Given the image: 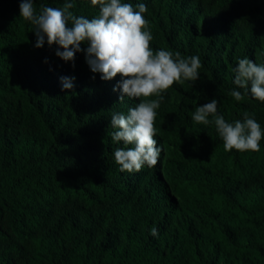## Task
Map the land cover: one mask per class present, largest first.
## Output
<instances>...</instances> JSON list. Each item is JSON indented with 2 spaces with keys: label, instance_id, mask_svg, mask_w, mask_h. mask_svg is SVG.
Here are the masks:
<instances>
[{
  "label": "trees",
  "instance_id": "1",
  "mask_svg": "<svg viewBox=\"0 0 264 264\" xmlns=\"http://www.w3.org/2000/svg\"><path fill=\"white\" fill-rule=\"evenodd\" d=\"M20 2L0 0V264H264V139L259 152L225 151L214 123L192 120L215 98L227 122L249 113L264 129V102L230 95L243 91L239 59L264 64V0H122L147 6L154 51L203 65L164 93L159 161L133 174L114 161L123 145L110 121L139 99L119 101V75L101 80L83 51L66 62L46 38L35 47ZM72 2L77 16L98 14ZM61 77L73 88L62 91Z\"/></svg>",
  "mask_w": 264,
  "mask_h": 264
},
{
  "label": "clouds",
  "instance_id": "2",
  "mask_svg": "<svg viewBox=\"0 0 264 264\" xmlns=\"http://www.w3.org/2000/svg\"><path fill=\"white\" fill-rule=\"evenodd\" d=\"M90 4L99 9L91 19L70 11L76 6L72 0H66L62 8L42 6L39 14L33 0H21L19 16L34 26L35 47L43 46L46 38L49 46H58L55 55L66 62L74 61L75 54L83 51L91 72L99 73L101 80H112L119 75L113 87V91L120 90L119 101L128 97L139 99V103L129 108L127 114L111 115L110 124L115 129L111 140L123 145L114 150V161L121 172L129 174L140 172L145 165L154 168L162 151L156 139V110L164 93L174 83H192L199 78V69L203 66L201 59L195 55L183 57L178 51H154L150 43L153 40L150 24L144 15L148 9L144 3L133 7L122 0H90ZM82 43L87 47L81 48ZM233 72V83L243 90L230 92L236 101H242L250 94L264 102V64L245 57L239 59ZM60 79L62 91L73 88L74 77ZM217 113L218 101L213 98L196 108L192 120L204 126L214 123L225 151H260L264 129L254 115L244 113L242 120L230 123ZM158 232L156 227L150 229L153 237Z\"/></svg>",
  "mask_w": 264,
  "mask_h": 264
}]
</instances>
